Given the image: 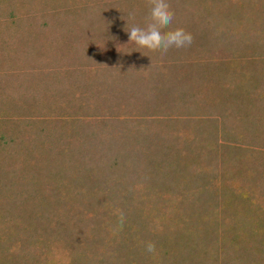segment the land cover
<instances>
[{"label":"rangeland","instance_id":"rangeland-1","mask_svg":"<svg viewBox=\"0 0 264 264\" xmlns=\"http://www.w3.org/2000/svg\"><path fill=\"white\" fill-rule=\"evenodd\" d=\"M168 3L0 0V264H264V0Z\"/></svg>","mask_w":264,"mask_h":264},{"label":"clouds","instance_id":"clouds-1","mask_svg":"<svg viewBox=\"0 0 264 264\" xmlns=\"http://www.w3.org/2000/svg\"><path fill=\"white\" fill-rule=\"evenodd\" d=\"M150 3L149 19L145 23L130 25L129 20L125 19L128 42H134L136 45L133 50L140 51L142 54H150L151 51L158 49L161 55H165L172 48L181 49L190 46L193 41L190 32L180 27L164 30L165 26L172 22L174 16L168 0H150ZM128 15L132 16V13ZM142 49L146 51H141ZM145 248L149 253L155 252V244L152 242H147Z\"/></svg>","mask_w":264,"mask_h":264}]
</instances>
